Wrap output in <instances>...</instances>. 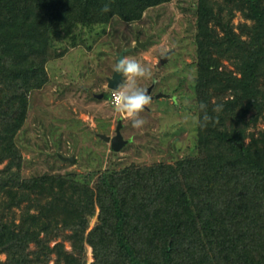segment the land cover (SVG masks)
<instances>
[{
  "label": "trees",
  "instance_id": "16d2710c",
  "mask_svg": "<svg viewBox=\"0 0 264 264\" xmlns=\"http://www.w3.org/2000/svg\"><path fill=\"white\" fill-rule=\"evenodd\" d=\"M166 1L0 0V264H88L85 245L94 264H264V0L196 1L193 153L107 166L94 184L22 174L16 134L48 59Z\"/></svg>",
  "mask_w": 264,
  "mask_h": 264
},
{
  "label": "rangeland",
  "instance_id": "374dc122",
  "mask_svg": "<svg viewBox=\"0 0 264 264\" xmlns=\"http://www.w3.org/2000/svg\"><path fill=\"white\" fill-rule=\"evenodd\" d=\"M196 1L169 0L146 8L141 18L124 21L114 16L98 35V27L88 31L83 41L69 46L61 55L46 62L47 81L33 89L28 97V112L16 134L23 162L22 174L94 171V184L99 171L107 166L121 167L131 162H173L195 150L197 110L193 90L196 70ZM221 1V0H220ZM246 20L235 9V30ZM150 40L144 46L135 44V36ZM152 68L157 81L152 87L153 101L140 116L146 120L142 128H133L122 120V135L129 141L118 151L96 135L105 129L113 134L119 114L108 100L107 77L113 72L118 52ZM168 57L157 65L164 50ZM224 63L232 67L227 60ZM125 79H122L123 83ZM150 78H138L148 86ZM107 90V91H106ZM106 91L103 98L93 92ZM164 93V96L158 95ZM255 128H264L259 120ZM72 155L74 161L59 156ZM3 163L0 164V168ZM90 217L89 227L97 220ZM62 239L58 237L57 240ZM66 248H70L64 239ZM53 240L51 243H54ZM90 245H85L88 263ZM4 256V253H0ZM52 263V260L50 261Z\"/></svg>",
  "mask_w": 264,
  "mask_h": 264
},
{
  "label": "clouds",
  "instance_id": "9594fccd",
  "mask_svg": "<svg viewBox=\"0 0 264 264\" xmlns=\"http://www.w3.org/2000/svg\"><path fill=\"white\" fill-rule=\"evenodd\" d=\"M102 11L109 12L110 5L105 4ZM166 54L165 49L161 55ZM113 72L125 79V82L117 84L112 90L114 110L119 114L120 119L131 121L133 128H142L146 120L140 116V113L152 104L153 96L148 91V87L138 83V78H150L153 84L157 83L152 68L135 58L122 55L116 60ZM93 255V250L90 249L88 264H94ZM3 259L6 257L0 256V260Z\"/></svg>",
  "mask_w": 264,
  "mask_h": 264
},
{
  "label": "water",
  "instance_id": "95a60500",
  "mask_svg": "<svg viewBox=\"0 0 264 264\" xmlns=\"http://www.w3.org/2000/svg\"><path fill=\"white\" fill-rule=\"evenodd\" d=\"M150 40V35L145 39V40H139V37L136 35L135 36V44L138 46H144L148 43V41ZM125 48L121 49L118 54H117V59L120 58V56H124V52H125ZM168 57V52L166 55L159 57V61L157 63V65H161L162 62L166 61ZM123 77L112 72V74L110 76H108L107 78V87L108 88H115L117 86V84L122 82ZM148 91L151 93L153 84H150L148 86ZM97 97H102L103 93H97L95 94ZM121 126H122V121L119 118L116 126H115V130L114 133L112 135L110 134H106V133H102V132H98V136L101 137L103 140L107 141L110 143V149L113 151H118L120 150V148H122V146H124L129 140L127 138H124L121 132ZM59 156L63 159H68L70 161H74V157L72 155L68 156V155H62L59 154Z\"/></svg>",
  "mask_w": 264,
  "mask_h": 264
},
{
  "label": "crops",
  "instance_id": "0c3cea01",
  "mask_svg": "<svg viewBox=\"0 0 264 264\" xmlns=\"http://www.w3.org/2000/svg\"><path fill=\"white\" fill-rule=\"evenodd\" d=\"M108 78V77H107ZM150 84H153L152 82L150 83ZM149 84V85H150ZM154 85V84H153ZM106 87H107V80H106ZM110 89V88H109ZM107 91V90H106ZM106 91H100V92H93V95L96 97V98H103L104 97V95L107 93ZM152 91V90H151ZM97 93H103V96L102 97H97L95 94H97ZM107 95V94H106ZM158 95H161V96H164V93H159ZM121 129H122V126H121ZM98 132H102V133H106V134H109L107 131H105V129H103V130H100V131H97L96 132V135L98 136ZM110 135H112V133L110 134ZM101 138V137H100Z\"/></svg>",
  "mask_w": 264,
  "mask_h": 264
},
{
  "label": "built area",
  "instance_id": "2783aa9c",
  "mask_svg": "<svg viewBox=\"0 0 264 264\" xmlns=\"http://www.w3.org/2000/svg\"><path fill=\"white\" fill-rule=\"evenodd\" d=\"M114 88H110L109 89V94H108V100L110 101V103H112L113 104V102H112V96H111V93H112V90H113Z\"/></svg>",
  "mask_w": 264,
  "mask_h": 264
}]
</instances>
